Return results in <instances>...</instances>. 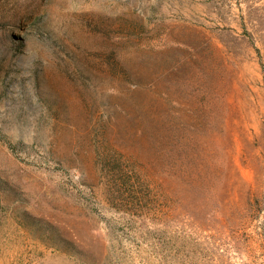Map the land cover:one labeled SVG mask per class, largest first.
<instances>
[{
    "label": "rangeland",
    "instance_id": "374dc122",
    "mask_svg": "<svg viewBox=\"0 0 264 264\" xmlns=\"http://www.w3.org/2000/svg\"><path fill=\"white\" fill-rule=\"evenodd\" d=\"M0 264H264V0H0Z\"/></svg>",
    "mask_w": 264,
    "mask_h": 264
},
{
    "label": "trees",
    "instance_id": "16d2710c",
    "mask_svg": "<svg viewBox=\"0 0 264 264\" xmlns=\"http://www.w3.org/2000/svg\"><path fill=\"white\" fill-rule=\"evenodd\" d=\"M113 156H106L104 159H102V162L105 165L103 167H106L107 169V171L105 172L107 177L106 192L108 195V199L111 201V203L117 209L121 210L123 209L121 208V205H123L124 203L122 195L130 191L129 186L133 187L135 182L131 180V175L129 171L124 169L120 164H116L118 161L116 162ZM128 183L131 184L129 185Z\"/></svg>",
    "mask_w": 264,
    "mask_h": 264
}]
</instances>
